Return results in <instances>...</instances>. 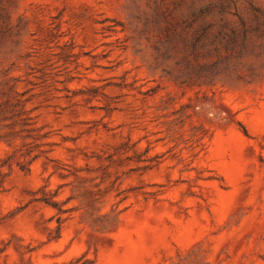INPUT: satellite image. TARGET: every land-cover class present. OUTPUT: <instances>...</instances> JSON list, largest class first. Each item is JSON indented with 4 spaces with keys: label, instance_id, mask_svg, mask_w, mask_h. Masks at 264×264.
<instances>
[{
    "label": "rangeland",
    "instance_id": "rangeland-1",
    "mask_svg": "<svg viewBox=\"0 0 264 264\" xmlns=\"http://www.w3.org/2000/svg\"><path fill=\"white\" fill-rule=\"evenodd\" d=\"M0 264H264V0H0Z\"/></svg>",
    "mask_w": 264,
    "mask_h": 264
}]
</instances>
